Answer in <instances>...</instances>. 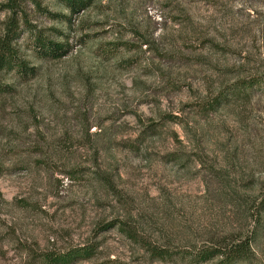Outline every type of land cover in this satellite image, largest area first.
Returning <instances> with one entry per match:
<instances>
[{"label":"rangeland","instance_id":"rangeland-1","mask_svg":"<svg viewBox=\"0 0 264 264\" xmlns=\"http://www.w3.org/2000/svg\"><path fill=\"white\" fill-rule=\"evenodd\" d=\"M16 5L26 67L0 70V264L84 247L68 264H226L196 254L246 241L229 264H264V0Z\"/></svg>","mask_w":264,"mask_h":264},{"label":"trees","instance_id":"trees-1","mask_svg":"<svg viewBox=\"0 0 264 264\" xmlns=\"http://www.w3.org/2000/svg\"><path fill=\"white\" fill-rule=\"evenodd\" d=\"M62 1L71 12H78L87 8L93 0H60ZM7 9L11 11L10 18L6 23L4 39L0 41V70L2 69H25L26 65L24 62L17 61L16 54L17 49L13 48L12 41L18 35V19H17V0H9ZM11 2V3H10ZM59 44L51 43L50 52H57ZM170 119H176V117H170ZM147 250L150 252L151 256L157 259H165L171 256L166 250L156 246H147ZM249 241L240 242L227 247H214L210 249H204L198 251L196 254V260L198 263L206 262L216 257H221L223 263L229 264L231 262L242 261L247 259L249 253ZM94 248L84 247L76 248L68 251L64 254L58 255H45V259L49 264H68L72 260H77V258H89L93 256Z\"/></svg>","mask_w":264,"mask_h":264}]
</instances>
